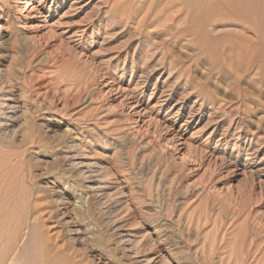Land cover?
I'll return each mask as SVG.
<instances>
[{"label":"rangeland","instance_id":"obj_1","mask_svg":"<svg viewBox=\"0 0 264 264\" xmlns=\"http://www.w3.org/2000/svg\"><path fill=\"white\" fill-rule=\"evenodd\" d=\"M189 2L168 43L140 3L0 0V257L39 224L41 264H264V31L217 62Z\"/></svg>","mask_w":264,"mask_h":264},{"label":"bare ground","instance_id":"obj_2","mask_svg":"<svg viewBox=\"0 0 264 264\" xmlns=\"http://www.w3.org/2000/svg\"><path fill=\"white\" fill-rule=\"evenodd\" d=\"M107 1V0H106ZM109 1V0H108ZM127 3H140L139 12L143 14L142 18H139V23H147L149 21L151 24L153 22H163L165 23L166 30L165 31H159L158 33L164 37L169 38V42L172 41V39L180 38L183 35H188L191 32V7L189 6L188 2L190 0H124ZM146 2V3H145ZM29 3V2H28ZM114 3V2H113ZM117 3V2H116ZM122 3V2H120ZM124 3V2H123ZM147 5H143V4ZM189 3H193L192 1ZM199 3V2H198ZM134 4V5H135ZM194 4V3H193ZM195 5V4H194ZM199 5V4H198ZM122 5H120L121 7ZM132 6V5H131ZM192 6V5H191ZM138 7V6H137ZM194 7V6H192ZM127 8V7H125ZM130 8V7H129ZM128 8V9H129ZM133 8V7H132ZM136 8V7H135ZM134 8V9H135ZM197 8V7H196ZM201 8V9H199ZM198 9L201 12V19L205 25H209L212 28V31L214 32L218 26H222V28L225 29L223 33L221 34L220 38L223 40H226L224 44H222L220 51H221V58L218 57L217 62L221 61L226 64L229 63V61L235 57L240 58L239 62L241 64L248 65L245 69L249 74L252 72L253 69L258 68L259 65V58L255 54V50L253 49L257 46H255V43L253 41H245L244 32H249L252 35H254L257 39L261 41V36L264 34L262 33L264 31V0H202L201 5ZM110 9V8H109ZM197 9V10H198ZM132 10V9H131ZM130 10V11H131ZM111 11V10H110ZM114 11V10H113ZM128 11V10H127ZM136 11V9H135ZM196 11V10H195ZM178 12H181L178 14ZM194 12V11H193ZM118 13V12H117ZM195 13V12H194ZM127 15V14H126ZM125 15V16H126ZM135 15V13H134ZM197 15V14H195ZM122 16V15H121ZM199 16V15H197ZM139 17V16H138ZM194 17V14H193ZM126 18V17H125ZM134 18V17H133ZM200 18V17H199ZM135 20V18H134ZM133 21V20H132ZM134 22V21H133ZM148 22V23H149ZM193 22V21H192ZM135 23V22H134ZM138 23V21H137ZM136 23V24H137ZM138 23V24H139ZM145 23V24H146ZM169 23V24H167ZM198 23V22H197ZM200 23V22H199ZM133 24V23H132ZM131 24V25H132ZM143 25V24H142ZM160 25V24H157ZM164 25L161 24V26L164 27ZM203 25V24H202ZM137 26V25H136ZM152 26V25H151ZM198 26V25H197ZM142 27V26H141ZM150 27V26H149ZM153 27V26H152ZM160 29L161 27L158 26ZM193 27V26H192ZM200 27V25L198 26ZM203 27V26H202ZM145 28V27H144ZM147 28V27H146ZM194 28V27H193ZM192 28V30H193ZM203 29V28H202ZM140 30V29H138ZM150 30V29H149ZM163 30V29H162ZM205 30V29H204ZM203 30V31H204ZM208 30H210L208 28ZM145 31V30H144ZM148 31V28H147ZM156 31V30H155ZM200 31V30H199ZM202 31V30H201ZM207 31V30H206ZM211 31V30H210ZM212 31L210 33H212ZM151 32V31H149ZM197 30L195 31V33ZM221 32V31H220ZM140 33V32H139ZM142 33V32H141ZM140 33V34H141ZM145 33V32H143ZM157 33V34H158ZM207 33V32H206ZM205 33V35H207ZM148 34V32H147ZM197 34V33H196ZM195 34V36H196ZM204 34V33H202ZM209 34V33H208ZM213 34V33H212ZM263 34V35H262ZM149 35V34H148ZM200 35V34H199ZM197 35V36H199ZM193 36V35H192ZM196 36V37H197ZM210 36V35H209ZM212 36V35H211ZM186 37V36H185ZM206 37V36H205ZM208 37V35H207ZM264 38V36L262 37ZM165 39V38H164ZM184 39V38H183ZM187 39V38H185ZM189 39V38H188ZM191 39V37H190ZM198 39V38H197ZM196 39V40H197ZM204 39V38H203ZM213 38H210L208 40V44L211 43ZM163 40V39H162ZM263 40V39H262ZM158 41V40H157ZM178 41V40H177ZM183 41V40H182ZM185 41V40H184ZM189 41V40H188ZM204 41V40H203ZM155 42V39H154ZM167 43V40L164 41ZM175 42V41H174ZM252 42V43H250ZM162 43V42H160ZM223 43V42H222ZM180 44V43H179ZM183 44V43H182ZM207 44V42H206ZM207 44V45H208ZM259 44V43H258ZM158 45V44H156ZM162 45V44H161ZM167 45V44H166ZM172 46V45H171ZM174 46V45H173ZM219 46V45H218ZM208 47V46H207ZM206 47V48H207ZM169 48V47H166ZM205 48V46H204ZM217 50V49H216ZM237 58V59H238ZM215 60V59H214ZM239 63V64H240ZM240 64V66H241ZM242 67V66H241ZM245 67V66H244ZM260 69V67H259ZM244 73H246L244 70H242ZM257 71V70H256ZM252 74V73H251ZM245 76V75H244ZM9 77V76H8ZM241 78V77H240ZM11 80V79H10ZM1 82V81H0ZM1 84V83H0ZM2 86V85H1ZM203 89V88H202ZM5 100V99H3ZM2 107L5 106V101L2 102ZM25 129V128H24ZM35 134V133H34ZM3 152V150H0ZM5 155V154H4ZM15 170V169H14ZM3 174V173H2ZM12 174V173H11ZM4 179V178H3ZM5 185V183H4ZM9 186V185H8ZM5 188V187H4ZM11 188V187H10ZM2 190V189H1ZM14 191V190H12ZM31 191V190H30ZM11 192V191H10ZM6 194V193H4ZM19 194V193H18ZM27 194V193H26ZM2 195V194H1ZM8 195V194H7ZM31 196V195H28ZM18 197V196H17ZM19 198V197H18ZM35 198V197H34ZM7 199V197H6ZM16 199V198H15ZM3 200V199H2ZM30 198L28 199V201ZM20 200L19 202H21ZM27 201V200H26ZM35 201V200H34ZM4 202V200H3ZM7 203V202H6ZM22 203V202H21ZM20 203V204H21ZM38 203V202H37ZM40 203V202H39ZM16 204V203H15ZM29 203H26V206L29 207ZM23 205V204H22ZM31 206V205H30ZM4 207V205H3ZM6 207V206H5ZM23 207V206H22ZM7 208V207H6ZM26 207H23L24 209ZM35 208L38 209V206L36 207L35 202ZM27 209V208H26ZM42 209V208H41ZM17 210V209H16ZM15 210V211H16ZM34 210V208H33ZM10 212V210H8ZM13 211V210H12ZM14 211V212H15ZM38 211V210H37ZM41 211V210H39ZM5 212V211H4ZM19 212V210L17 211ZM27 213V212H26ZM38 213V212H37ZM6 214V213H5ZM8 214V213H7ZM20 214V213H19ZM18 215V214H16ZM33 215V214H32ZM39 215V214H38ZM41 215V214H40ZM28 216V215H27ZM43 216V215H42ZM40 217V216H39ZM44 217V216H43ZM1 218V217H0ZM13 218V217H12ZM33 218V217H32ZM35 218V217H34ZM2 220V219H1ZM9 220V218H8ZM7 220V221H8ZM21 220V219H20ZM43 220V219H42ZM25 221V220H23ZM4 222V221H3ZM25 223V222H24ZM28 222L26 221V224ZM2 224V223H1ZM23 224V223H22ZM25 225V224H24ZM28 225V224H27ZM26 225V226H27ZM32 225V224H31ZM29 226V225H28ZM48 226V225H47ZM46 226V227H47ZM4 227V226H3ZM8 227V225H7ZM5 227V228H7ZM13 228V226H12ZM17 228V226H16ZM31 228V238L29 242V247L23 248L21 253L18 255H14L15 257L10 258V254L12 252H7L2 254L3 257H0V264H41V259L43 260L44 253V245L42 248V243L45 241L43 240L44 237L41 236V226L39 224H33ZM3 229V228H2ZM15 229V228H14ZM49 229V228H47ZM46 229V230H47ZM1 230V229H0ZM18 230V229H17ZM49 231V230H48ZM12 232V231H11ZM6 234V233H5ZM12 234V233H11ZM19 235V234H18ZM1 236V234H0ZM8 236V235H7ZM6 236V237H7ZM15 236V235H14ZM12 236V240L13 237ZM23 236V235H22ZM5 237V236H4ZM5 237V238H6ZM3 236H1L0 239H2ZM17 238V237H16ZM51 238V237H49ZM54 238V237H53ZM23 239V238H22ZM25 239V238H24ZM4 240V239H2ZM46 240V239H45ZM49 240V239H48ZM56 240V239H54ZM10 241V240H9ZM14 241V240H13ZM17 241V240H16ZM53 241V240H52ZM7 242V241H6ZM12 242V241H11ZM10 243V242H8ZM28 243V242H27ZM56 243V242H55ZM1 244V243H0ZM3 244V243H2ZM16 244V243H15ZM19 244V243H18ZM53 244V243H52ZM7 245V244H6ZM12 245V243H11ZM28 245V244H27ZM41 245V246H40ZM2 246V245H1ZM19 246V245H16ZM47 246V244H46ZM24 247V246H23ZM13 248V247H12ZM11 248V249H12ZM60 248V247H59ZM62 248V247H61ZM6 249V247H5ZM4 249V250H5ZM10 249V248H8ZM7 249V250H8ZM10 249V250H11ZM17 249V248H16ZM1 250V248H0ZM3 250V249H2ZM14 250V249H12ZM54 251V250H53ZM69 251V250H68ZM5 252V251H4ZM14 253L16 251H13ZM71 252V251H70ZM53 253V252H52ZM48 254V253H47ZM46 254V255H47ZM1 255V254H0ZM5 255V256H4ZM5 257V258H4ZM53 260V259H52ZM203 260V259H202ZM86 261V260H85ZM204 262V261H203ZM56 264V263H55Z\"/></svg>","mask_w":264,"mask_h":264}]
</instances>
